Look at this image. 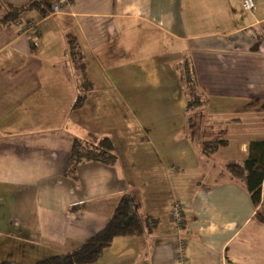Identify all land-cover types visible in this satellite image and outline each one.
<instances>
[{
	"label": "crops",
	"instance_id": "1",
	"mask_svg": "<svg viewBox=\"0 0 264 264\" xmlns=\"http://www.w3.org/2000/svg\"><path fill=\"white\" fill-rule=\"evenodd\" d=\"M27 1L0 0V260L28 264L79 247L129 193L137 215L155 224L115 236L88 264H264V222L256 216L264 178L256 206L227 168L264 154V0H254L252 13L240 0H70L60 12L27 9L3 20ZM163 62L182 72L146 89L143 79L156 82L150 67ZM187 81L198 100L192 109ZM130 114L137 127L169 129L172 145H182L176 160L172 145L150 140L159 176L143 187V201L128 192L127 160L71 159L75 139L89 150L114 137V124L121 135L128 130ZM191 115L202 141H223L212 152L190 136ZM202 161L218 176L187 180L184 170L199 175ZM174 203L181 226L171 217Z\"/></svg>",
	"mask_w": 264,
	"mask_h": 264
},
{
	"label": "trees",
	"instance_id": "2",
	"mask_svg": "<svg viewBox=\"0 0 264 264\" xmlns=\"http://www.w3.org/2000/svg\"><path fill=\"white\" fill-rule=\"evenodd\" d=\"M53 1L54 0H28L21 6L7 9L3 20H13L17 18L20 12L27 9H34L38 11L41 16H45L52 12ZM86 82L87 81H83L84 87H86ZM190 86L192 85L187 81V88ZM189 91L191 94L187 102V109H192L196 107L198 100L193 94L192 87L189 88ZM81 101L82 97L79 96L76 104H79ZM188 122L190 136L196 138V131L200 127L199 122L197 119L194 121L193 115L189 116ZM222 142L223 141L219 139L202 141V150L204 153L208 154ZM91 145V149L85 150V143L75 139L71 149V159H73L75 163L83 159H91L109 164H112L116 159V155L113 152V143L110 138H100L96 142L91 143ZM227 168L232 176L241 178L244 181L253 204L257 206L260 202L261 182L264 178V154L257 159H246L243 163H229ZM136 207L137 203L134 201L133 197L129 193L124 194L120 198L106 225L86 239L79 247L28 264H88L94 262L100 257L103 249L111 244L115 236L143 234L147 232V229L150 230V225L153 226V224H155V221L151 220L149 217H139L136 212ZM256 216L261 222H264L263 210L258 209ZM0 264L24 263L0 260Z\"/></svg>",
	"mask_w": 264,
	"mask_h": 264
},
{
	"label": "rangeland",
	"instance_id": "3",
	"mask_svg": "<svg viewBox=\"0 0 264 264\" xmlns=\"http://www.w3.org/2000/svg\"><path fill=\"white\" fill-rule=\"evenodd\" d=\"M156 59L157 58H155V61H156ZM166 65H167V62H163V63H161L160 66H155V70L152 67L146 65V69H148L150 67V72L152 74L154 73L155 78H156L155 84H153L151 81H149L150 79L147 80V82H145L143 79L142 84L144 85V87L146 89H149V90L154 89V88L161 89V88H163V84H164L166 77L169 76L170 74L174 75L172 70L174 71L176 69L177 72H182L181 67L179 70L178 67L174 68L172 66V68H170L169 66H166ZM152 74H151V76H152ZM147 76L149 77L148 74H147ZM148 77H146V78H148ZM179 86H180V84H179ZM145 99H146L145 104L147 106H150V105L155 106V104H154L155 99L153 97H148ZM142 100L139 98L135 99V101L138 104H143ZM130 103H131V101H130ZM131 105H132V103H131ZM192 112H193V110L191 111V113ZM121 113H122V115H121ZM121 113L118 116L121 117L122 121L125 123L126 113H124L123 110L121 111ZM149 117H150L149 118L150 123H154L153 117L151 115H149ZM127 118H128V122H130L129 123V129L126 130L124 127L123 128L124 131L121 135L120 131L115 127L116 124H114L113 125L114 129L112 130L114 137H112V135H111L110 139L112 138L115 141L116 147L113 148L114 149L113 152L118 156L117 164L120 163V161L122 160L121 158H123L124 161L127 160L130 164V167H128V172H129V177H130L128 192L132 193L133 195H136L137 198H139L141 201H143L145 199V196L140 194V192H142L144 190L143 187H145V185H147L148 180L154 179V181H156V180H158V176H159L157 164L150 160L151 152H149V150H148V143L150 142V140L154 139V140H159L161 143H163L165 145H172V143L174 142V140H176V138L174 139V137H172L171 131H169V129H160L158 131L153 130L144 122H142V125L145 128L142 129V128L137 127L135 125V122L133 120L135 118L132 114H130V116ZM194 121H196L195 115H194ZM155 133H158V134L155 135ZM207 133H208V131H206V134ZM202 134H203V130H201V128L199 127L198 130L196 131V138H197L196 140L197 141H199V140L202 141ZM178 143H179L178 145L173 144L172 146H166V147H168V149L172 147V148H174L175 151H178L177 156L174 157V159H176V160L178 157H180L181 150H182V145L180 144V142H178ZM162 154L164 155L165 153L162 152ZM122 156H124L125 158ZM169 157H173V156H169ZM138 159L140 161L143 160L144 163L137 162ZM166 164H168V162ZM173 164L175 166H178V164H176V163H173ZM172 169L175 170L174 167ZM184 172H186V174L184 175L185 178L187 180H189L190 182H194V181L195 182H198V181L208 182L212 178L218 176V171L214 168H211L210 164L206 163L205 161L201 162V170H199V175H198V171L192 172V170H184ZM145 176L147 177V179ZM157 188L159 190V193L161 195H164V192H165L164 184L162 183L161 185H157ZM175 188H177L176 185H175Z\"/></svg>",
	"mask_w": 264,
	"mask_h": 264
},
{
	"label": "built area",
	"instance_id": "4",
	"mask_svg": "<svg viewBox=\"0 0 264 264\" xmlns=\"http://www.w3.org/2000/svg\"><path fill=\"white\" fill-rule=\"evenodd\" d=\"M70 0H54L52 12H60L64 5L68 4ZM241 7L244 11L252 13L255 8L254 0H240ZM171 217L177 226L183 225V216L181 214V207L179 203H174L172 206ZM177 260L181 263L184 261L183 243H181L177 250Z\"/></svg>",
	"mask_w": 264,
	"mask_h": 264
}]
</instances>
